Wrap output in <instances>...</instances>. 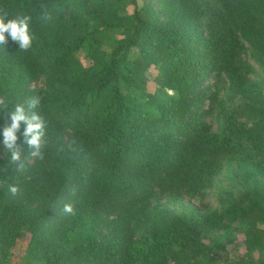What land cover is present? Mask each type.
<instances>
[{"label":"trees","instance_id":"obj_1","mask_svg":"<svg viewBox=\"0 0 264 264\" xmlns=\"http://www.w3.org/2000/svg\"><path fill=\"white\" fill-rule=\"evenodd\" d=\"M0 9L31 15L35 36L27 52L0 45V99L11 109L39 96L48 123L44 159L0 172L20 189L0 188V264H213L207 242L234 227L264 264V0H0ZM6 122L0 111V129ZM0 153L2 168V137ZM227 162L245 189L221 209L154 205L207 194ZM69 201L73 216L61 212Z\"/></svg>","mask_w":264,"mask_h":264},{"label":"clouds","instance_id":"obj_2","mask_svg":"<svg viewBox=\"0 0 264 264\" xmlns=\"http://www.w3.org/2000/svg\"><path fill=\"white\" fill-rule=\"evenodd\" d=\"M43 21L52 20V15L46 9L42 11L41 17ZM32 16L29 14H17L13 18L3 9H0V45L7 44L10 39L18 45L21 52H27L33 46L35 39L31 31L30 25ZM41 104L39 96L27 98L23 104L17 103L9 109L5 100L0 99V111H7V122L0 129V137H2V147L7 155V164L0 168V172L7 174L10 166L18 173H24L27 166L34 160H43L45 157V149L48 145L47 127L48 123L37 109ZM22 124L24 126L23 142L28 146L29 152L25 159L21 158V147L18 144ZM0 188H6L8 194L16 197L20 194L17 185L9 184L7 181L0 180ZM76 188L71 189V194L75 195ZM75 205L73 202H65L62 205L61 212L66 216L75 215Z\"/></svg>","mask_w":264,"mask_h":264},{"label":"rangeland","instance_id":"obj_3","mask_svg":"<svg viewBox=\"0 0 264 264\" xmlns=\"http://www.w3.org/2000/svg\"><path fill=\"white\" fill-rule=\"evenodd\" d=\"M137 1L138 5L142 7L144 0ZM154 5L157 6L155 2ZM244 58L250 65L260 71L258 66L252 60L251 51L249 49H247L244 54ZM84 62L86 64L88 63L86 60ZM150 74L151 76H154L156 71L152 69ZM252 78L260 79L259 76L256 77L255 75H252ZM42 85V82L37 83L38 87H41ZM221 98L228 104L238 105L244 102L239 98L231 100L224 92L221 94ZM209 121L211 125L216 128V121L213 119H210ZM0 156H2L1 153ZM237 170L238 166L236 163L227 162L223 172L217 179L216 185L207 194L196 198H179L174 195H169L166 197H160L154 205L173 214L175 212H180L182 214H206L217 211L221 209L220 201L223 196L230 192L241 194L245 189V185L235 174ZM218 235L219 238L215 239L214 243L210 240L207 242L211 249L213 264H254L255 259L247 256L246 239L242 231H240L237 227H234L230 230V232H221ZM27 245V237L19 239L16 248L18 256L25 252Z\"/></svg>","mask_w":264,"mask_h":264}]
</instances>
